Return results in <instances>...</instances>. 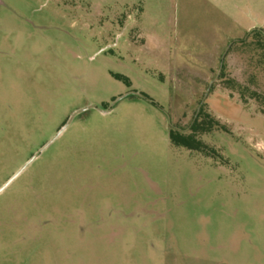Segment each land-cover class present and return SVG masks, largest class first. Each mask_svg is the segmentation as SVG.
<instances>
[{"label": "rangeland", "instance_id": "rangeland-1", "mask_svg": "<svg viewBox=\"0 0 264 264\" xmlns=\"http://www.w3.org/2000/svg\"><path fill=\"white\" fill-rule=\"evenodd\" d=\"M253 28L264 0H0V189L37 155L0 264H264Z\"/></svg>", "mask_w": 264, "mask_h": 264}, {"label": "trees", "instance_id": "trees-1", "mask_svg": "<svg viewBox=\"0 0 264 264\" xmlns=\"http://www.w3.org/2000/svg\"><path fill=\"white\" fill-rule=\"evenodd\" d=\"M247 38L256 46L255 53L257 59L255 62L257 66L264 70V31L261 29H254ZM248 94L251 98H264L262 94L252 90ZM202 114L203 111L201 110L199 117L192 122L189 133L173 129L170 130V140L173 145L184 147L189 150L204 151L205 146L201 141L196 139V135L205 133L211 126L205 120L201 119Z\"/></svg>", "mask_w": 264, "mask_h": 264}, {"label": "water", "instance_id": "water-1", "mask_svg": "<svg viewBox=\"0 0 264 264\" xmlns=\"http://www.w3.org/2000/svg\"><path fill=\"white\" fill-rule=\"evenodd\" d=\"M254 29H257V28H253L251 31H249L248 32V34L249 33H251ZM235 41H237V40H235ZM231 45V44H230ZM228 49V48H227ZM227 51V50H226ZM226 53V52H225ZM225 53H224V55L222 56V62H221V66H220V68H219V72H218V74H217V77H218V75H219V73H220V71H221V69H222V63H223V59H224V56H225ZM201 106H202V103L199 105V107H198V112H197V114L199 113V111H200V109H201ZM90 107H87V108H84V109H82V110H80V111H77L74 115H76V114H78V113H80V112H83V111H85V110H87V109H89ZM110 110L109 109H107V110H104L103 112H105V113H107V112H109ZM73 115V116H74ZM168 120H169V124H170V126H172V123H171V120H170V117L168 116ZM62 132V130L59 132V133H61ZM49 144H47V145H45L43 148H42V150H44L47 146H48ZM41 150V151H42ZM37 156V155H36ZM36 156H34L31 160H29L20 170H19V172L17 173V174H15L10 180H9V182L5 185V186H3L1 189H0V193L6 188V186L15 178V177H17L35 158H36Z\"/></svg>", "mask_w": 264, "mask_h": 264}, {"label": "flooded vegetation", "instance_id": "flooded-vegetation-1", "mask_svg": "<svg viewBox=\"0 0 264 264\" xmlns=\"http://www.w3.org/2000/svg\"><path fill=\"white\" fill-rule=\"evenodd\" d=\"M177 130H179V131H180V129H177Z\"/></svg>", "mask_w": 264, "mask_h": 264}]
</instances>
